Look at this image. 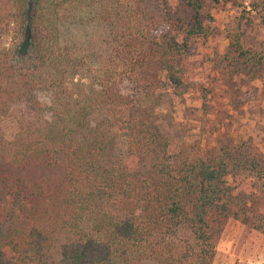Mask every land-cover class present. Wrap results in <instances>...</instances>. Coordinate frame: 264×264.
<instances>
[{
  "label": "trees",
  "instance_id": "obj_1",
  "mask_svg": "<svg viewBox=\"0 0 264 264\" xmlns=\"http://www.w3.org/2000/svg\"><path fill=\"white\" fill-rule=\"evenodd\" d=\"M174 1L0 0V122L19 126L0 128V264H214L228 220L264 232V153L208 131L206 94L209 142L173 154L160 129L161 91L197 88L190 47L213 23L212 0ZM227 1L222 76L264 81Z\"/></svg>",
  "mask_w": 264,
  "mask_h": 264
},
{
  "label": "rangeland",
  "instance_id": "obj_2",
  "mask_svg": "<svg viewBox=\"0 0 264 264\" xmlns=\"http://www.w3.org/2000/svg\"><path fill=\"white\" fill-rule=\"evenodd\" d=\"M221 1L217 4L212 0L210 5L213 23L208 38L191 43V78L197 81V88L182 96L175 94L171 84L161 91L162 102L156 111L158 123L170 141L173 154L185 143L211 140L209 135H202L201 121H198L202 115L203 94L216 108L208 117V131H215L214 137L227 133L236 141L250 140L264 153V81L245 75L227 81L221 72L229 52V30L238 23L241 6L246 9L245 16L254 23L243 38L245 47L260 50L264 46V0H237L241 8L234 2ZM169 2L176 4L174 0ZM0 128L11 140L19 126L14 119H6L0 122ZM244 188L248 189V184ZM214 264H264V232L228 220L217 244Z\"/></svg>",
  "mask_w": 264,
  "mask_h": 264
}]
</instances>
